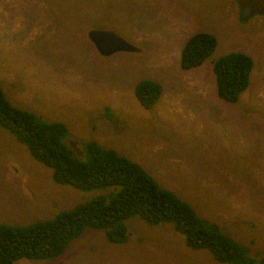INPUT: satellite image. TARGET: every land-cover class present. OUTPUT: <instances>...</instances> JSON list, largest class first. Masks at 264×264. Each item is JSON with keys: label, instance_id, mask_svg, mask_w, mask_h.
Masks as SVG:
<instances>
[{"label": "rangeland", "instance_id": "obj_1", "mask_svg": "<svg viewBox=\"0 0 264 264\" xmlns=\"http://www.w3.org/2000/svg\"><path fill=\"white\" fill-rule=\"evenodd\" d=\"M251 1L0 0V89L12 106L64 124L74 157L88 139L113 150L201 222L217 224L246 258L258 259L264 256V13L240 17ZM50 3L62 12L53 15ZM88 30L109 32L136 50L101 55ZM200 31L213 35L214 48L183 70L180 47ZM232 51L252 58L251 85L236 103H225L215 96L212 64ZM143 79L161 88L149 110L132 93ZM117 187L80 190L55 182L51 167L0 126L1 224L47 220L108 198ZM122 223L123 242L108 241L104 228L85 227L60 255L13 264H233L186 244L168 222L132 216Z\"/></svg>", "mask_w": 264, "mask_h": 264}, {"label": "trees", "instance_id": "obj_2", "mask_svg": "<svg viewBox=\"0 0 264 264\" xmlns=\"http://www.w3.org/2000/svg\"><path fill=\"white\" fill-rule=\"evenodd\" d=\"M58 2L63 6L67 3H63L65 0ZM48 8L55 16L62 12L60 6L51 3ZM54 23L55 19L48 28ZM214 45L215 38L207 32L191 34L180 47L179 67L183 70L196 67L210 55ZM252 67V58L240 51L217 57L212 64L215 96L225 103H236L250 88ZM132 93L138 106L149 110L159 99L161 88L157 82L143 79L132 88ZM0 126L12 132L35 160L51 167L55 182L80 190L118 186L108 198L95 197L47 220L15 226L0 223V264H13L20 258L56 257L85 227L104 228L108 241L123 242L126 230L122 221L132 216L149 224L170 223L186 244L194 249L208 250L219 262L264 264V256L246 258L217 224L201 222L188 204L158 188L136 163L113 150L91 139L83 142L82 155L74 157L64 142L68 135L64 124L41 120L31 111L12 106L1 89Z\"/></svg>", "mask_w": 264, "mask_h": 264}, {"label": "water", "instance_id": "obj_3", "mask_svg": "<svg viewBox=\"0 0 264 264\" xmlns=\"http://www.w3.org/2000/svg\"><path fill=\"white\" fill-rule=\"evenodd\" d=\"M244 11H247L245 8ZM239 16L243 17L242 12ZM87 38L91 41L96 51L101 55H108L119 50L135 51L129 44L120 38L102 30H88Z\"/></svg>", "mask_w": 264, "mask_h": 264}, {"label": "flooded vegetation", "instance_id": "obj_4", "mask_svg": "<svg viewBox=\"0 0 264 264\" xmlns=\"http://www.w3.org/2000/svg\"><path fill=\"white\" fill-rule=\"evenodd\" d=\"M248 6L249 7H247V8L245 7L247 9L245 14L242 12V10L240 11V12H242L243 16L247 17L249 14L254 13V10H255V12H258V13L259 12L264 13V0H253L250 2V4ZM245 8H243V11ZM88 140H91V139H88Z\"/></svg>", "mask_w": 264, "mask_h": 264}]
</instances>
